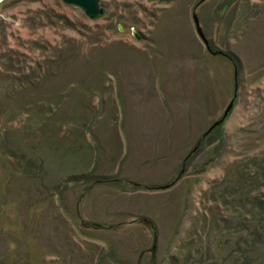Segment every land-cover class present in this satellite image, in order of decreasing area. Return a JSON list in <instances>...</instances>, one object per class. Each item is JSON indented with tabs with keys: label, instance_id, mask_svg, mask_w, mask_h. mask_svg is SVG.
<instances>
[{
	"label": "rangeland",
	"instance_id": "obj_1",
	"mask_svg": "<svg viewBox=\"0 0 264 264\" xmlns=\"http://www.w3.org/2000/svg\"><path fill=\"white\" fill-rule=\"evenodd\" d=\"M100 4L0 6V264H264V0Z\"/></svg>",
	"mask_w": 264,
	"mask_h": 264
},
{
	"label": "water",
	"instance_id": "obj_2",
	"mask_svg": "<svg viewBox=\"0 0 264 264\" xmlns=\"http://www.w3.org/2000/svg\"><path fill=\"white\" fill-rule=\"evenodd\" d=\"M101 1L102 0H63V2L68 5H74V6L81 8L86 13V15L92 20L96 19L97 17H99L100 15L104 13V9L101 7V4H100ZM151 1H157V0H151ZM0 4H1V1H0ZM195 22H196L197 31L200 37L208 45L207 39L205 38L202 32V29L199 26V20L196 16H195ZM232 107H233V103L228 107L223 120L217 122L215 126H219L222 124L224 119L227 117V115L231 111ZM213 128L211 129V131L213 130Z\"/></svg>",
	"mask_w": 264,
	"mask_h": 264
},
{
	"label": "trees",
	"instance_id": "obj_3",
	"mask_svg": "<svg viewBox=\"0 0 264 264\" xmlns=\"http://www.w3.org/2000/svg\"><path fill=\"white\" fill-rule=\"evenodd\" d=\"M255 207L258 208V209L264 210V206L259 205V204H257V203H256Z\"/></svg>",
	"mask_w": 264,
	"mask_h": 264
},
{
	"label": "flooded vegetation",
	"instance_id": "obj_4",
	"mask_svg": "<svg viewBox=\"0 0 264 264\" xmlns=\"http://www.w3.org/2000/svg\"><path fill=\"white\" fill-rule=\"evenodd\" d=\"M0 1H1L0 6H2V5L4 4V1H5V0H0Z\"/></svg>",
	"mask_w": 264,
	"mask_h": 264
}]
</instances>
